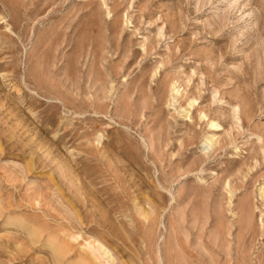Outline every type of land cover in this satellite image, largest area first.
<instances>
[{"label":"rangeland","instance_id":"1","mask_svg":"<svg viewBox=\"0 0 264 264\" xmlns=\"http://www.w3.org/2000/svg\"><path fill=\"white\" fill-rule=\"evenodd\" d=\"M99 258L264 264V0H0V264Z\"/></svg>","mask_w":264,"mask_h":264},{"label":"bare ground","instance_id":"2","mask_svg":"<svg viewBox=\"0 0 264 264\" xmlns=\"http://www.w3.org/2000/svg\"><path fill=\"white\" fill-rule=\"evenodd\" d=\"M172 89H173L172 91H173L174 93H177V92H178V90H176L175 88H172ZM213 126H216V124H213ZM210 136H211V135H210ZM206 142H207V143H205V147H206V146H210V145H212L211 143H213L212 140L210 139V137H209V138H206ZM98 246H99V245H98ZM92 247H93V246H92ZM93 248H94V247H93ZM94 249H95V251L97 250V251H101V252H102V254H101L100 252H98V253H99V254H98L99 257H101L102 255H104L103 253H106L105 248H102V246H99V247L96 246ZM88 251L91 253V251H90L89 249H87V252H88ZM87 252H85L84 254H86ZM89 252L87 253V255H88V254L90 255ZM92 253H93V250H92ZM107 253H108V252H107ZM96 254H97V253H96ZM100 254H101V255H100ZM93 256H94V255H93ZM90 257H92V256H89V258H90ZM94 258H95V257H94ZM91 259H92V258H91ZM99 259H100V258H99ZM101 259H102V257H101ZM101 259H100V260H101ZM101 261H102V260H101ZM107 261H108V260H107ZM100 263H104V264H105L104 259H103V261L100 262ZM100 263H98V264H100ZM90 264H91V263H90Z\"/></svg>","mask_w":264,"mask_h":264}]
</instances>
